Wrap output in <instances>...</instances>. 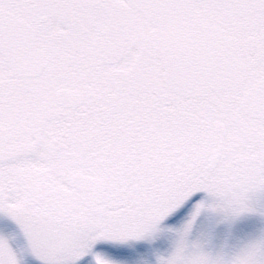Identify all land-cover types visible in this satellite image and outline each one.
<instances>
[{"label":"snow or ice","instance_id":"1","mask_svg":"<svg viewBox=\"0 0 264 264\" xmlns=\"http://www.w3.org/2000/svg\"><path fill=\"white\" fill-rule=\"evenodd\" d=\"M0 220V264H264V0H0Z\"/></svg>","mask_w":264,"mask_h":264},{"label":"rangeland","instance_id":"2","mask_svg":"<svg viewBox=\"0 0 264 264\" xmlns=\"http://www.w3.org/2000/svg\"><path fill=\"white\" fill-rule=\"evenodd\" d=\"M4 224L5 222L0 220V229L4 228ZM180 226H181L180 222H168V223H161L157 227L160 229H171V228H179ZM21 247H22V250L25 252L31 251L30 241L28 240L26 236H24L21 239Z\"/></svg>","mask_w":264,"mask_h":264}]
</instances>
